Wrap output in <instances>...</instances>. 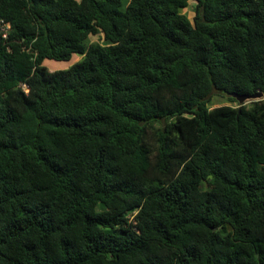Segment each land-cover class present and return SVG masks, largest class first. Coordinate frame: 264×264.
Wrapping results in <instances>:
<instances>
[{"label": "trees", "instance_id": "trees-1", "mask_svg": "<svg viewBox=\"0 0 264 264\" xmlns=\"http://www.w3.org/2000/svg\"><path fill=\"white\" fill-rule=\"evenodd\" d=\"M189 1L0 0V264H264V0Z\"/></svg>", "mask_w": 264, "mask_h": 264}, {"label": "rangeland", "instance_id": "rangeland-1", "mask_svg": "<svg viewBox=\"0 0 264 264\" xmlns=\"http://www.w3.org/2000/svg\"><path fill=\"white\" fill-rule=\"evenodd\" d=\"M121 1H122V4L125 5L128 0H121ZM195 6H196V1L190 0L188 2L187 7L180 10V12L185 14L191 22H193ZM90 40L92 42H101L102 38H101V35H95V36H90ZM80 58H81V55L74 54L71 60H60V61L47 60V62H45V65H47V67L51 71L55 69H63L77 62L78 60H80ZM260 98L261 97L245 99L243 104H249L252 100H256ZM238 103H239L238 101H231L229 99V96H227L226 94H222L218 92L217 90H212V92L210 93L208 97V106L210 108L221 106V105L237 106Z\"/></svg>", "mask_w": 264, "mask_h": 264}, {"label": "water", "instance_id": "water-1", "mask_svg": "<svg viewBox=\"0 0 264 264\" xmlns=\"http://www.w3.org/2000/svg\"><path fill=\"white\" fill-rule=\"evenodd\" d=\"M236 97L237 101L240 103V104H243L244 100L245 99H249V98H256V97H262V93L261 92H258V93H255V94H252V95H233ZM238 112L239 109H238Z\"/></svg>", "mask_w": 264, "mask_h": 264}, {"label": "built area", "instance_id": "built-area-1", "mask_svg": "<svg viewBox=\"0 0 264 264\" xmlns=\"http://www.w3.org/2000/svg\"><path fill=\"white\" fill-rule=\"evenodd\" d=\"M0 30L3 33V36L6 37L9 30V24L3 20H0Z\"/></svg>", "mask_w": 264, "mask_h": 264}]
</instances>
